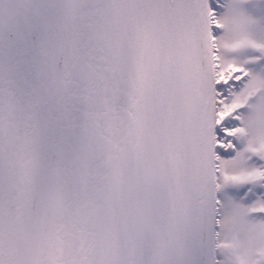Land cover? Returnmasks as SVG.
Segmentation results:
<instances>
[{
    "label": "snow or ice",
    "instance_id": "obj_1",
    "mask_svg": "<svg viewBox=\"0 0 264 264\" xmlns=\"http://www.w3.org/2000/svg\"><path fill=\"white\" fill-rule=\"evenodd\" d=\"M86 4L84 29L54 0L0 30V213L24 215L67 172L85 127L123 110L131 142L165 134L158 153L192 171L207 218L202 232L182 230L174 202L161 230L135 241L137 264H218L234 210L264 215V0ZM29 155L45 162L38 174ZM6 227L0 215V236ZM0 264H13L2 249Z\"/></svg>",
    "mask_w": 264,
    "mask_h": 264
},
{
    "label": "water",
    "instance_id": "obj_2",
    "mask_svg": "<svg viewBox=\"0 0 264 264\" xmlns=\"http://www.w3.org/2000/svg\"><path fill=\"white\" fill-rule=\"evenodd\" d=\"M54 0H0V30L7 34ZM62 22L84 29L90 22L86 0H61ZM81 33L73 37L79 40ZM19 115L22 117L23 112ZM132 136V116L118 111L85 127L82 146L70 158L62 179L50 184L24 215L7 206L6 231L0 249L13 264H137L142 255L135 241L161 230V218L174 202L183 201L178 226L202 232L207 218L191 195L196 177L177 169L175 159L158 153L164 133ZM14 153L15 149L10 150ZM36 174L45 166L38 156L26 157ZM131 244V246H129Z\"/></svg>",
    "mask_w": 264,
    "mask_h": 264
},
{
    "label": "rangeland",
    "instance_id": "obj_3",
    "mask_svg": "<svg viewBox=\"0 0 264 264\" xmlns=\"http://www.w3.org/2000/svg\"><path fill=\"white\" fill-rule=\"evenodd\" d=\"M262 208L236 209L217 245L218 264H264V215Z\"/></svg>",
    "mask_w": 264,
    "mask_h": 264
}]
</instances>
